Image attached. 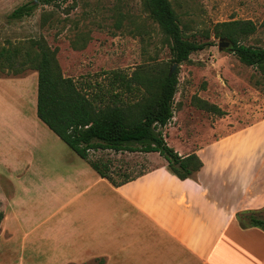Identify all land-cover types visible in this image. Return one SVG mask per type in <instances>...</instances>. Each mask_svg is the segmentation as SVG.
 Returning a JSON list of instances; mask_svg holds the SVG:
<instances>
[{"label":"crops","instance_id":"crops-1","mask_svg":"<svg viewBox=\"0 0 264 264\" xmlns=\"http://www.w3.org/2000/svg\"><path fill=\"white\" fill-rule=\"evenodd\" d=\"M37 105L38 71L0 75V164L19 171L26 193L14 205L0 194V233L22 236V245L41 234L32 247L49 264H264V229L237 218L264 208V115L218 137L182 140L175 149L204 163L192 177L179 178L164 158L115 186L66 147L49 155V132L63 140Z\"/></svg>","mask_w":264,"mask_h":264},{"label":"rangeland","instance_id":"rangeland-1","mask_svg":"<svg viewBox=\"0 0 264 264\" xmlns=\"http://www.w3.org/2000/svg\"><path fill=\"white\" fill-rule=\"evenodd\" d=\"M31 1L0 0V50L10 44L28 45L30 41L44 40L56 50L65 75L74 77L90 94L100 91L102 95L109 87L113 70L132 75L142 67L172 64L168 38L145 7V0H63L51 5L38 4L32 15L21 19L10 16L14 9ZM171 2L188 36L203 41L206 40L204 32L209 30L215 41L213 46L192 53L190 60L177 67L179 84L173 103L174 117L163 128L168 144L177 149L182 140L218 137L264 115V65L243 63L232 47L220 48L223 39L216 38L212 32L213 25L219 21L252 19L259 28L242 42L264 47V0ZM118 89L122 91L123 87ZM122 97L128 100L130 94L125 91ZM203 102L220 107L225 114L198 106ZM49 133L47 147L53 159L65 155L63 147L75 153L55 134ZM148 155L112 150L93 153L94 158L112 162L117 178L122 173L135 175L149 170L153 161L164 159L159 155L150 159ZM17 172L0 164V194L13 205L15 198L26 199L23 186L18 185ZM31 189V194L36 196L35 189ZM17 206L23 213L25 204L21 202ZM259 215L264 217V209ZM45 229L41 227L38 234ZM40 235L33 234L22 245V236L11 240L10 233H0V264H20L21 255L26 257L24 264H49L37 256L41 250L32 247Z\"/></svg>","mask_w":264,"mask_h":264},{"label":"trees","instance_id":"trees-1","mask_svg":"<svg viewBox=\"0 0 264 264\" xmlns=\"http://www.w3.org/2000/svg\"><path fill=\"white\" fill-rule=\"evenodd\" d=\"M59 1L63 0H33L14 9L10 16L21 19L32 15L38 4L51 5ZM145 7L168 38L172 64L160 68L142 67L132 75L113 70L109 87L102 95L100 91L90 94L89 89L74 77L65 75L56 50L44 40L30 41L28 45L10 44L0 50V75H23L29 69L38 71L37 112L40 119L115 186L144 171L135 175L122 173L117 178L112 162L94 158V152H158L181 179L192 177L204 165L197 153L181 155L170 146L163 128L174 117L173 103L179 84V69L171 73L172 65L190 60L192 53L213 46L215 41L209 30L204 32L206 40L203 41L188 36L171 0H145ZM258 28V23L252 19H231L215 23L212 32L216 38L231 41L233 51L243 63L262 67L264 47L242 42ZM120 86L122 91L118 89ZM125 91L130 94L128 100L122 97ZM198 106L219 115L225 114L220 107L208 102ZM263 209L240 211L237 218L242 226L264 229V217L259 215ZM2 218L3 213H0V221Z\"/></svg>","mask_w":264,"mask_h":264},{"label":"water","instance_id":"water-1","mask_svg":"<svg viewBox=\"0 0 264 264\" xmlns=\"http://www.w3.org/2000/svg\"><path fill=\"white\" fill-rule=\"evenodd\" d=\"M35 1H37V0H35ZM219 47L220 48H231V47H233V43L231 42V41H229V40H222L220 43H219ZM180 64H178V63H174L173 65H172V67H171V73H173L176 69H177V67L179 66Z\"/></svg>","mask_w":264,"mask_h":264}]
</instances>
